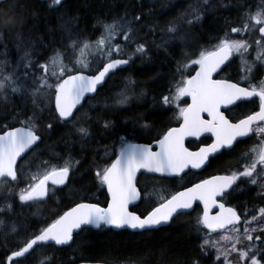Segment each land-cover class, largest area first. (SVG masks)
Segmentation results:
<instances>
[{
  "label": "snow or ice",
  "instance_id": "obj_1",
  "mask_svg": "<svg viewBox=\"0 0 264 264\" xmlns=\"http://www.w3.org/2000/svg\"><path fill=\"white\" fill-rule=\"evenodd\" d=\"M63 2L52 0V5L61 6ZM208 4L209 0H203V6ZM17 6L18 0H0V10L5 14L10 12L14 17L9 19L5 15L0 19V39L14 33L20 38L18 29L23 22L17 17ZM203 18L202 6L198 3L182 12L178 19L170 20L161 30L173 43L186 49L181 55L187 63L177 62L181 79L168 89V95L161 97L163 106L176 105L179 125L160 134L155 141L156 151L149 145L131 143L125 136H120L118 154L115 149L112 153L106 149L105 157L95 165L94 179L107 189V206L77 203L62 214L54 209L52 215L55 218L50 223L46 219L43 221L45 226L36 230L18 220L3 217L15 214L16 206L30 208L52 199L56 191L67 186L72 165L80 162L69 158L62 166H53L48 160H39L30 164L26 171L18 161H23L42 141L40 121L45 118V112L48 113L47 119L56 124L79 122L76 113L86 98H94L89 94L98 95L99 88L103 87L110 74L123 65H129L134 58L147 55L145 44L135 40V25L142 16L135 15L129 19L125 13L110 23L98 19L97 24L102 31L94 41L71 39V21L62 24L61 27L69 32L66 48L56 49L47 61L38 65L31 59V50H26L21 57L25 69L34 66L43 69L39 77L25 71L22 79L15 68L6 72L7 60H0V103H6L8 94L12 93L26 96L32 105L31 115L26 112L18 114L17 122L22 124L21 127L5 125L0 128V240L4 244L10 239L15 240V249L7 256L8 264H24L30 258L37 259L38 264H52L51 255L42 253V259L35 257L36 249L49 246V242L55 246L69 245L74 241V234L84 232L86 226L152 232L161 226L172 225L179 217L189 215L190 210L195 211L194 205L198 207L200 204L203 208L202 215L197 217L198 231L206 230L200 245L202 251L213 250L219 264L264 262V208L251 218L245 215L242 221L237 210L226 207L223 202L241 184L258 185L264 193V78L257 79L256 74L258 64L264 67V8H259L254 14L246 13L241 26L230 28L211 48L193 50L184 25L191 28ZM74 19L78 21L79 17ZM149 31L154 32L155 27ZM233 33L241 38H232ZM254 33L259 34L255 39L244 38L245 34L251 36ZM132 44H135L134 48ZM253 45L256 55L249 60L247 54ZM237 54L246 87L232 82L230 76L216 78L228 71L233 56ZM94 64L97 67L92 71ZM190 66H197L193 68L195 75L183 77L182 69ZM86 70L91 74H85ZM129 84L134 85L135 81H128L117 94L115 103L127 104ZM184 98H190L191 102ZM254 98L258 99V110H252L235 121L226 114L233 106H239L237 102L256 104ZM182 99L183 106L179 103ZM19 115H24V120H19ZM110 126L111 122L104 123L106 129ZM43 127L51 130L55 125L48 123ZM139 127L150 129L152 126L145 122ZM77 131L82 138L89 135L86 127ZM190 137L197 140L204 137L201 140L203 146L190 150L185 146ZM253 137L256 138L255 144L240 157L244 161L242 170L238 168L229 174H214L179 191L166 186L174 185L190 174L195 175L192 170H207L225 151H233L236 144L243 142L242 138ZM209 139L211 143H206ZM111 155H115V159H111ZM141 177L146 181L143 186ZM149 180L151 190L147 183ZM136 201H146L150 207L138 214L129 208ZM214 208L219 211L212 214ZM214 233H219L215 239L211 235ZM256 242H260L259 247Z\"/></svg>",
  "mask_w": 264,
  "mask_h": 264
},
{
  "label": "trees",
  "instance_id": "obj_2",
  "mask_svg": "<svg viewBox=\"0 0 264 264\" xmlns=\"http://www.w3.org/2000/svg\"><path fill=\"white\" fill-rule=\"evenodd\" d=\"M198 3L202 6L204 18L191 28L184 25L193 50L211 48L230 28L240 27L246 13L254 14L259 8H264V0H209L208 6H203V0H64L61 6L52 5V0H18L16 13L23 22V26L18 29L21 36L18 39L14 33L11 37L6 35L0 39V53L7 50V55L0 54V60L6 59L7 66H14L11 64L16 63L19 55H24L26 50H31V59L35 64L45 62L56 49L63 48L65 41H69V37L66 38L68 31L61 27L62 24L71 21V38L82 39L93 37L99 32L98 19L110 23L125 13L129 19L135 15L142 16V20L135 25V40L136 43H144L148 52L143 58H134L129 65L110 74L103 87L99 88V94L94 95L93 99L86 98L83 107L76 113L79 122L56 124L55 121L47 119L48 113L45 112V118L40 121L42 141L34 146L35 151L19 163L26 171L30 164L39 160H48L53 166H62L64 160L69 158L80 163L72 165L67 186L62 191H56L52 199L36 203L30 208L16 206L15 214L9 213L8 217L3 218L18 220L36 230L45 226L43 221L46 219L50 223L55 218L52 215L54 209L62 214L76 202L95 201L104 189L94 179L95 165L105 157L106 149L109 153L113 149L117 150L119 137L124 136L122 132L127 133L125 137L128 140L151 141L165 131L169 124V111L161 106L160 98L168 95V89L181 78V73L177 72V62L185 63L187 60L181 55L186 49L173 43L161 30L170 20L178 19L182 12ZM5 15L14 19L10 12L5 14L0 10V19ZM75 17H79V20H75ZM152 27H155L154 32L149 31ZM258 35L245 34L244 38L251 41ZM231 36L241 38L235 33ZM131 47L134 48L135 44ZM255 55L253 45L247 58L253 60ZM25 70L36 77L42 74H37L36 69ZM186 70L182 69L183 77ZM6 72L12 71L7 67ZM16 73L23 79V72ZM243 74L237 54L233 56L228 71L220 76H230L234 81L245 82ZM256 74L257 79L264 78V67L258 64ZM129 80L135 81L134 85H128L127 94L132 99L125 105L115 104L111 107L117 94L125 88ZM0 109V128H3L5 125L21 124L17 122L18 114L26 112L31 115L32 105L26 96L9 93L7 102L0 103ZM24 118V115H19V120ZM106 121L111 122L107 129L104 127ZM145 122L152 127L141 129L139 125ZM48 123H53L55 127L46 130L43 125ZM80 127L88 128L87 137H81L77 131ZM235 151L224 152L210 168L223 165ZM113 157L111 155V159ZM178 184L166 186L172 190ZM258 192L262 193L261 189ZM240 194L238 195L247 197V200H253L250 206L255 208L253 212L243 213L242 221L245 215L251 218L253 214H259L260 208H264V193L258 199L253 198L251 190ZM195 222L193 212H190L189 215L176 219L172 225L162 226L152 232L86 227L79 235L74 234V241L69 245L40 246L34 256L42 259V253L51 255L52 264H74L86 259H111L116 264L120 260H131V264L134 260L139 264H194L198 257L202 258V264H207L203 261L210 260V257L198 247L201 240L194 230ZM14 249V239H10L7 244L0 240V264H6L7 256ZM24 264L38 262L37 259L30 258Z\"/></svg>",
  "mask_w": 264,
  "mask_h": 264
},
{
  "label": "flooded vegetation",
  "instance_id": "obj_3",
  "mask_svg": "<svg viewBox=\"0 0 264 264\" xmlns=\"http://www.w3.org/2000/svg\"><path fill=\"white\" fill-rule=\"evenodd\" d=\"M185 63H187V62H185ZM96 67H97V65L94 64L92 66V71H95ZM190 67L191 68H187V70H186V71L192 70V72H190L189 75H191L194 72L193 68H196L197 66H190ZM117 70H115V72ZM221 74H223V73H221ZM223 76L224 75H221V76H218V77L223 78ZM238 82L240 83L241 86H244V87L247 86V83H245L243 81H238ZM131 99L132 98L130 97V99L128 101H130ZM184 99H187L189 103L191 102L190 98H184ZM254 99H256V104H253L250 101L237 102L239 106H233L231 108V111L227 112L226 114L229 115V117L235 121L236 119L243 118L245 114L250 113L252 110H258V99L257 98H254ZM160 101H161V98H160ZM179 103H180L181 106H183L184 105V100L182 99ZM115 104L120 106L117 103H113V105L111 107H114ZM161 106L163 108H166L169 111V116H168L169 124L166 126L165 131L169 127L178 126L179 125V121L176 119V116L178 114V109L176 108V105L173 104V105H171L169 107V106H163L162 103H161ZM122 134L124 136H126L127 133L123 131ZM242 139H243V142H240V143L235 145L234 149L236 151L234 153H232V156L228 159V161L224 162L223 165H220V167L218 166V167H213V168H207V170H205V171L192 170V172L195 173V175L190 174L188 177H185L183 180H178L176 183H179V184L177 186H174V188L172 190L173 191L182 190L185 186H191L192 183L198 182L200 179H203V178H208L209 176L214 175V174H229L230 171H235L238 168L240 170H242V166H243L244 161L240 160V157L246 150H248L250 147H252L255 144L256 138L253 137V138H242ZM153 140H155V139H153ZM153 140H151V141L128 140V141L129 142L142 141V142L150 143ZM201 140H204V137H201ZM201 140H197L196 138H189V139L186 140V146L189 147V149H191V150H197L198 147L203 146L201 144ZM206 143H211V140L210 139L207 140ZM238 161H239V163H238ZM145 182H146L145 179L143 177H141V186H143L145 184ZM147 183H149V190H151V181L149 180V181H147ZM262 183H264V181H262ZM104 189H102V191L99 194V196H97L95 198L96 199L95 202H97L100 205L105 207V206H107V202L109 200V196H108L106 187H104ZM245 190H247V191L251 190V192L253 193L252 195H253L254 199H258V197L261 196V194H262V193L258 192L260 190V187L258 185L254 186V185H251V184H241L240 187L235 192H233L231 197H229V198H227V200L223 201L225 203L226 207L235 208L237 210V212L241 215V218H242V214L243 213L247 214L249 212H253L254 209H255L254 207L250 206V202L253 201V200H250V199L247 200L246 199L247 197H243V196H239L238 195V194L242 193ZM149 207H150V205L146 201L145 202L136 201V202H134L133 204H131L129 206L130 210L136 211L138 214L141 213V212H144L145 209H147ZM194 208L196 210L195 211H191L190 210V212H193V216H194L195 221H196L194 223V230L196 231V233L198 235V239L200 238V240H201L200 242H198V247H199L200 251H202L200 245L202 243V237L205 235L206 230L203 231L204 233H202V231H198V227L199 226L197 225V217L202 215L203 206H202V204H200L198 207L196 205H194ZM217 211H219V209H215L214 208L212 210V214H215ZM111 229H113V228H111ZM120 230H128L129 231L130 229H118V230L114 229V231H120ZM130 231H133V230H130ZM211 235H212L213 239H215L216 236L219 235V233H214V234H211ZM259 243L260 242H256L258 247H259ZM205 251H206L205 254L209 255L210 260L203 261V262H205L207 264H218L219 263L215 259V255L216 254H215V252L213 250L206 249ZM196 261H198V264H202V258L198 257L194 262H196ZM80 262H94V263H103V264H116L114 262V260H111V259H86V260H82ZM6 264H8L7 263V259H6ZM119 264H131V260H129V262L126 261V260H120ZM133 264H139V262L134 260Z\"/></svg>",
  "mask_w": 264,
  "mask_h": 264
},
{
  "label": "rangeland",
  "instance_id": "obj_4",
  "mask_svg": "<svg viewBox=\"0 0 264 264\" xmlns=\"http://www.w3.org/2000/svg\"><path fill=\"white\" fill-rule=\"evenodd\" d=\"M99 30L100 31H102V28L100 27V25H99ZM67 34H68V36L66 37V38H68L69 37V32H67ZM101 34V33H100ZM100 34H98L95 38H94V40H96L99 36H100ZM71 39H73V38H71ZM119 39V38H118ZM82 40H85V38L84 39H82ZM69 43V41L67 40V41H65V44H64V46H63V48H61V49H64V48H66V46H67V44ZM133 45V44H132ZM133 47V46H132ZM3 51V50H2ZM130 51V50H129ZM4 53H6V55H7V50H4V52H1L0 54H4ZM53 55V54H52ZM51 55V56H52ZM23 55H19V57L17 58L18 60H17V62L16 63H14V64H11V65H14V66H7V67H9V70L10 71H13V69L15 68V70H16V72L18 71V72H25V71H27V70H25L24 69V67H23V64H24V61H22L21 60V57H22ZM49 58V57H48ZM48 58H47V60H48ZM90 58V57H89ZM46 60V61H47ZM44 63V62H43ZM20 65V67H16L17 65ZM39 64V63H38ZM38 64H36V65H38ZM30 69H33V70H35L36 72H37V74H40V73H43V69H40L38 66H35V69L32 67V68H30ZM21 70V71H20ZM40 76V75H39ZM38 76V77H39ZM26 83H28L27 81H25ZM0 114H2V110L0 109Z\"/></svg>",
  "mask_w": 264,
  "mask_h": 264
},
{
  "label": "water",
  "instance_id": "obj_5",
  "mask_svg": "<svg viewBox=\"0 0 264 264\" xmlns=\"http://www.w3.org/2000/svg\"><path fill=\"white\" fill-rule=\"evenodd\" d=\"M125 65L121 66V67H124ZM85 74H89V73H85ZM192 75H195V72L192 74ZM107 79V78H106ZM233 82V81H232ZM244 87V86H242ZM89 95H94V94H89ZM22 125H16L15 127H21ZM174 127H177V126H174ZM191 138V137H190ZM189 139V138H188ZM156 141V140H155ZM155 141L151 142V143H144V142H131V143H135V144H140V145H149L152 147L153 151H156L158 150V146L156 145ZM185 146H186V141H185ZM187 147V146H186ZM191 150V149H190ZM115 159V158H114ZM19 162V161H18ZM190 187V186H189ZM183 190V189H182ZM78 203H95V202H91V201H81V202H78ZM77 204V203H76ZM76 204H74L73 206L71 207H74ZM100 205V204H99ZM101 206V205H100ZM71 207H69L67 210H69ZM101 207H104V206H101ZM106 207V206H105ZM66 210V211H67ZM94 227V226H92ZM95 228V227H94ZM51 243V242H49ZM78 264H98V263H94V262H81V263H78Z\"/></svg>",
  "mask_w": 264,
  "mask_h": 264
},
{
  "label": "bare ground",
  "instance_id": "obj_6",
  "mask_svg": "<svg viewBox=\"0 0 264 264\" xmlns=\"http://www.w3.org/2000/svg\"><path fill=\"white\" fill-rule=\"evenodd\" d=\"M122 68V67H121ZM95 95V94H94ZM89 227H92V226H89ZM93 228V227H92Z\"/></svg>",
  "mask_w": 264,
  "mask_h": 264
}]
</instances>
